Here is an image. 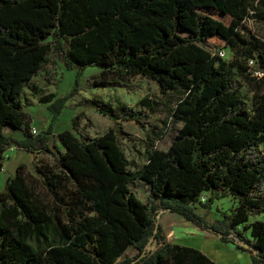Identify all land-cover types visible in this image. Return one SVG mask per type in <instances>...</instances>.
<instances>
[{
  "label": "trees",
  "instance_id": "obj_1",
  "mask_svg": "<svg viewBox=\"0 0 264 264\" xmlns=\"http://www.w3.org/2000/svg\"><path fill=\"white\" fill-rule=\"evenodd\" d=\"M252 1L0 0V157L9 146L43 149L55 165L36 168L44 194L22 164L5 178L0 264H216L196 247L167 242L159 209L233 242L251 264H264V75H251L245 64L254 55L264 67V41L240 29L250 8L264 6ZM225 46L229 60L215 53ZM50 49L75 75L63 94L37 96L51 116L44 130L31 133L22 89ZM88 65L99 68L89 74L99 85L139 74L162 93L180 88L169 112L179 126L165 148L150 144L133 168L112 126L97 135L65 127L55 134L61 147L49 143L53 120ZM234 75L251 89L250 109ZM99 110L111 119L137 116L130 107L120 115ZM137 179L148 184L146 200L129 186ZM202 191L209 194L200 213L193 203ZM227 194L234 206L207 221L213 199ZM257 214L263 216L248 221ZM172 229L185 236L182 227Z\"/></svg>",
  "mask_w": 264,
  "mask_h": 264
},
{
  "label": "rangeland",
  "instance_id": "obj_2",
  "mask_svg": "<svg viewBox=\"0 0 264 264\" xmlns=\"http://www.w3.org/2000/svg\"><path fill=\"white\" fill-rule=\"evenodd\" d=\"M252 3H254V0ZM249 12L251 14L241 21L240 29L244 33L253 34L264 41V6L261 7V12L259 10V12L253 13L251 8ZM181 33L183 35L188 34L187 31H181ZM203 45L213 51V44L207 42ZM221 48L224 50L222 58L224 60L231 59L232 51L229 47ZM98 70L99 68L93 65L83 68L81 74H79L77 91L65 100L64 106L53 120L51 129L53 134L49 143L53 142L61 147L55 140V134L65 127L70 128L74 133L97 135L112 126L117 133L118 143L129 160V166L137 167L144 160V150L147 146L153 144L165 148L174 135L179 122H173L169 112L176 99L182 95L181 90L180 88H174L162 93L154 80L139 74L124 79H113L105 85H99L89 76L90 73ZM74 75L75 69L65 68L60 56L50 49L46 61L22 89L23 109L27 116L31 115L36 118L30 126L42 131L45 128L44 122L47 124L51 116V111L47 108L44 109L45 103L39 102L37 96L48 91L63 94L70 88ZM234 76L239 82L240 96L250 109L251 89L239 76ZM127 107L132 109L131 112L137 113V116H134L135 118L123 119L117 116L111 119L99 110L103 108L120 115L124 110H127ZM9 151L11 152L12 149H8V147L4 150L3 163L5 167L0 170L1 178L6 172H10L11 162L14 160ZM8 154L9 157L6 158ZM21 161L23 171L36 181V188L44 194L45 188L40 182L36 168L39 167L46 171L54 169L52 155L43 149L32 154L22 152ZM129 186L142 200L147 199L149 187L144 181L140 179L132 180L129 182ZM46 194L48 195L47 192ZM208 194V191L200 193L197 201L193 203L195 210L200 213L203 212L202 203ZM232 205H234V196L230 194L217 198V200L213 199L205 214L206 220L212 221L221 217L222 213H228ZM168 212L170 211L159 209L157 218H161V223L166 222ZM262 216L263 214L249 215L248 221ZM243 231L248 233V229H243ZM165 233L170 235L169 231H165Z\"/></svg>",
  "mask_w": 264,
  "mask_h": 264
},
{
  "label": "crops",
  "instance_id": "obj_3",
  "mask_svg": "<svg viewBox=\"0 0 264 264\" xmlns=\"http://www.w3.org/2000/svg\"><path fill=\"white\" fill-rule=\"evenodd\" d=\"M45 108H46V103L44 109ZM46 115L48 114L46 113ZM26 117L28 119L29 126L31 125V122H34V120H36V118H33L31 115L27 116V113H26ZM44 125L46 126L47 124H45L44 122ZM4 132L12 133L13 135L16 136L19 135V132L17 130L11 129L8 126L4 127ZM8 149H12L11 152L9 151V154L11 157L12 156L14 157V160L13 162H11L12 164L9 169L10 172H6V174L2 178L0 177V189L3 186L5 178L13 174L16 167L19 164H23L21 161L22 152L23 153L25 152V154L34 153L21 148H16L14 146H9ZM9 154L8 156H6V158L9 157ZM19 155L21 156L19 157ZM0 163H1L0 170H3L5 167L3 163V158ZM215 200H217V198H215ZM235 202H236V198L234 197V204ZM233 206L234 205H232V207ZM157 220L161 225V228L165 235V240L167 242H171V243L175 242V243L196 247L199 250H201L206 256H208L212 261H214L216 264H251L250 254L246 250L237 247L231 241H223L219 239L217 234L208 231L206 229L199 228L198 226L184 219L180 214L174 211L168 212L165 223L160 222L161 218L160 219L157 218ZM174 225L178 227H182L185 230L184 232L185 236H179V235L177 236L172 229ZM165 231H169L170 235H167Z\"/></svg>",
  "mask_w": 264,
  "mask_h": 264
},
{
  "label": "built area",
  "instance_id": "obj_4",
  "mask_svg": "<svg viewBox=\"0 0 264 264\" xmlns=\"http://www.w3.org/2000/svg\"><path fill=\"white\" fill-rule=\"evenodd\" d=\"M215 53L218 56H223L224 50L222 48H218L215 50ZM245 64L247 65V70L249 71V73L255 77H261L264 75V67H261L258 62L257 59L254 55H249L245 58ZM29 131L31 133H36V129L34 126H29ZM5 156L4 151L2 152V156L0 157V162L2 160V158ZM1 164V163H0ZM202 198V197H201Z\"/></svg>",
  "mask_w": 264,
  "mask_h": 264
}]
</instances>
